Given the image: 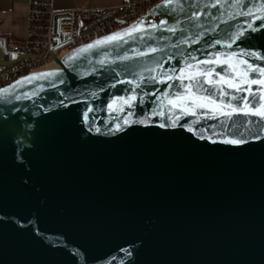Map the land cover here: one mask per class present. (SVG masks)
I'll list each match as a JSON object with an SVG mask.
<instances>
[{
    "label": "water",
    "instance_id": "water-1",
    "mask_svg": "<svg viewBox=\"0 0 264 264\" xmlns=\"http://www.w3.org/2000/svg\"><path fill=\"white\" fill-rule=\"evenodd\" d=\"M262 5L162 0L55 58L58 67L0 88V264H264V121L201 110L159 127L175 119L165 96L183 91L167 76L186 63L234 52L264 67L249 55L264 56ZM115 33L121 39L81 51ZM26 58L35 56L0 38V70ZM252 90L217 98L255 106ZM121 97L135 99L129 107Z\"/></svg>",
    "mask_w": 264,
    "mask_h": 264
},
{
    "label": "snow or ice",
    "instance_id": "snow-or-ice-1",
    "mask_svg": "<svg viewBox=\"0 0 264 264\" xmlns=\"http://www.w3.org/2000/svg\"><path fill=\"white\" fill-rule=\"evenodd\" d=\"M170 3H172V0H165V6ZM213 7H215V5H213ZM260 11H264V5L261 6ZM242 14L251 15L250 12ZM161 23L163 24L165 21H161ZM153 27H155V25ZM249 27H251V25H249ZM140 30L139 26H135L128 29L125 35H131V33ZM167 31L174 32L175 29L169 28ZM243 35L244 33L237 32L231 39L234 42L236 38ZM119 39H121V34L115 33L104 37L102 40L95 41L93 44L87 45L86 48L81 51H87L98 45L110 43ZM216 43L218 44L220 41H216ZM231 46V43L227 44V47L231 48ZM150 51L156 52L157 49L153 48ZM140 55H147V53H140ZM249 55L255 57L256 60L264 59V56L255 52L249 53ZM121 59H129V57L125 56ZM192 59L195 58L193 57ZM100 63H103V61H100ZM214 66H227L230 73L222 75L221 72L214 70ZM250 73H258L259 78H250ZM43 75L55 76L57 73H45ZM167 80L179 81L183 87V91L178 90L175 95L165 96L167 104L163 105V107H166L169 112L175 115V119L170 125L161 123L159 125L161 128L176 127L177 122L182 118L180 115H176L177 112L182 113L183 115L197 116L198 112L201 110H206L207 113H211L213 115L218 113L226 117H231L233 114L256 116L259 117L261 121H264V67L250 63L248 60L238 57L234 52L227 53L226 55L216 53L213 58L197 60L194 64L186 63L183 68L179 69L178 75L167 76ZM184 81H187L188 83H184ZM160 82L165 83L163 79ZM129 83H131V81H129ZM204 85H208V87L205 88ZM253 85L259 86L260 103L258 105L249 106V104L245 102L242 107H237L232 103H225L217 98L228 96V89H232L234 92L247 91L250 94L255 95L252 90ZM174 86L175 85H173V87ZM119 99L123 104L130 107L131 102L135 99V97H130L128 99L121 97ZM232 99L235 100L237 97L232 96ZM244 99L247 101L246 97ZM109 108L112 109L113 105L109 104ZM119 110L123 111V108ZM90 111L91 109H88V112ZM88 112H85L83 117L86 122L88 121ZM159 115L164 116L165 112L161 111ZM128 123L129 121H124V124ZM138 123L143 124L145 121H138ZM89 129H91L90 123ZM116 130H121L120 125L116 126ZM96 131L99 132V128H97ZM187 131L193 133V135L196 134L192 127H188ZM200 138L204 139L205 137L201 135ZM255 138L258 139L259 137ZM216 142L217 141H212V143ZM220 142L234 146H240L247 143L244 139L235 138H225ZM129 255H131V253H129Z\"/></svg>",
    "mask_w": 264,
    "mask_h": 264
},
{
    "label": "built area",
    "instance_id": "built-area-1",
    "mask_svg": "<svg viewBox=\"0 0 264 264\" xmlns=\"http://www.w3.org/2000/svg\"><path fill=\"white\" fill-rule=\"evenodd\" d=\"M162 0H132L119 11L103 7L57 8L55 0H28L24 41L9 43L13 52L34 55L0 70V88L28 73L58 67L72 49L121 30Z\"/></svg>",
    "mask_w": 264,
    "mask_h": 264
},
{
    "label": "crops",
    "instance_id": "crops-1",
    "mask_svg": "<svg viewBox=\"0 0 264 264\" xmlns=\"http://www.w3.org/2000/svg\"><path fill=\"white\" fill-rule=\"evenodd\" d=\"M126 0H55L57 8L103 7L119 11ZM28 0H0V38L22 42L27 32Z\"/></svg>",
    "mask_w": 264,
    "mask_h": 264
}]
</instances>
